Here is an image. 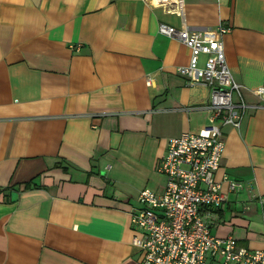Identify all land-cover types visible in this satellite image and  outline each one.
Listing matches in <instances>:
<instances>
[{
	"label": "crops",
	"instance_id": "crops-1",
	"mask_svg": "<svg viewBox=\"0 0 264 264\" xmlns=\"http://www.w3.org/2000/svg\"><path fill=\"white\" fill-rule=\"evenodd\" d=\"M154 3L0 0V264H141L138 195L163 190L168 140L206 126L211 99L176 72L189 50L158 25L182 21ZM184 9L191 31L223 42L249 106L238 129L221 127L214 180L226 201L211 231L238 250L264 251V210L252 200L264 194V103L255 95L264 0H184Z\"/></svg>",
	"mask_w": 264,
	"mask_h": 264
},
{
	"label": "built area",
	"instance_id": "built-area-1",
	"mask_svg": "<svg viewBox=\"0 0 264 264\" xmlns=\"http://www.w3.org/2000/svg\"><path fill=\"white\" fill-rule=\"evenodd\" d=\"M156 4L182 21L181 28L158 25L159 34L178 40L189 50L188 64L176 72L191 85L210 88L211 99L206 105V126L168 140L166 154L158 164L166 179L163 190L139 193V208L131 220L135 231L132 244L142 253L141 264H206L208 256L219 257L223 264H264V251L238 250L232 237L218 238L211 231L218 222L212 214L226 201L214 180L225 147L221 127H240L242 114L249 107L242 100V85L229 69L223 42L205 39L202 32L186 26L184 0H156ZM217 31L224 35L229 28L219 26ZM201 56L205 57L203 65ZM234 95L240 102L233 101ZM255 95L264 103V84ZM240 187L229 182L231 191ZM252 200L264 210V194Z\"/></svg>",
	"mask_w": 264,
	"mask_h": 264
}]
</instances>
